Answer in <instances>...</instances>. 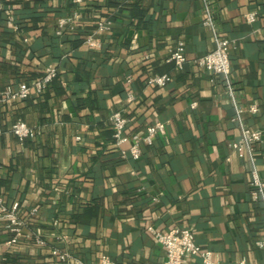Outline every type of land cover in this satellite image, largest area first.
Returning a JSON list of instances; mask_svg holds the SVG:
<instances>
[{"label": "crops", "instance_id": "0c3cea01", "mask_svg": "<svg viewBox=\"0 0 264 264\" xmlns=\"http://www.w3.org/2000/svg\"><path fill=\"white\" fill-rule=\"evenodd\" d=\"M5 1L24 29L0 15V89L32 83L50 66L58 75L42 92L0 105V197L20 201L26 221L13 245L0 227V264H62L52 246L88 264L105 254L117 264H164L150 227L192 228L221 264H264V196L251 184L254 167L264 180V138L243 155L232 146L243 124L264 131V0H212L217 30L231 40L229 81L195 63L215 47L202 0ZM76 10L80 18L60 27ZM100 21L101 43L89 46ZM179 43L182 69L170 60ZM154 74L173 79L148 85ZM117 110L130 135L166 124L140 143L139 159L111 144ZM18 119L39 135L21 143L10 131Z\"/></svg>", "mask_w": 264, "mask_h": 264}, {"label": "built area", "instance_id": "2783aa9c", "mask_svg": "<svg viewBox=\"0 0 264 264\" xmlns=\"http://www.w3.org/2000/svg\"><path fill=\"white\" fill-rule=\"evenodd\" d=\"M73 1L74 3L80 5L85 0ZM202 1L204 2L203 22L213 33L215 47L208 53L198 57L195 60V63L200 67L214 72L215 74L224 75L227 81H229L231 74V40L222 36L217 30L212 12V0ZM2 8L3 1L0 0V10ZM7 14L9 22L14 23L15 28L19 29V26L14 22L13 9H8ZM80 16V12L76 10L72 15L60 18L59 25L60 27H64L66 25L73 24L80 18ZM246 18L249 21H255L257 13H248ZM106 29L107 21H100L95 33L90 35L85 40V43L92 47L99 46L101 42L97 39L96 35ZM26 40H28V38H26ZM170 60L175 63L177 68H184L188 58L186 55L185 45L183 43H179L175 49L172 50ZM57 75L58 69L54 66H50L44 77L36 79L32 83L21 82L17 85L10 84L5 88L0 89V105L11 101L24 100L28 98L33 91L42 92L46 85L53 81ZM172 79V76L169 74H154L147 78V84L166 86L172 81ZM129 99H133L132 95ZM195 105L196 103H194V106ZM249 109L253 113H258L259 105L252 104ZM109 120L113 127V140L111 144L120 150L123 155L130 153L135 159H139L142 156V150L140 147V143L142 141L152 143L160 133H164L166 130V124L162 121H158L147 126L143 135H130L127 131L129 119L121 110L115 111L110 116ZM10 131L19 139L21 143L25 142L27 139L35 138L40 133L38 129L29 125L22 119L15 121L12 124ZM3 133V129L0 128V135ZM263 138V130L253 129L243 124L241 139L239 141L232 142V146L240 153V155H243L245 148L249 151H253L254 145L257 142L262 141ZM251 184L254 188V194L256 196H264V180L257 167H254L252 171ZM20 206V201H14L13 203L8 204L0 197V227L3 226L5 230L10 233V238L7 241L9 245L18 243L24 235L26 221L21 215ZM150 230L154 233L157 241L160 242L165 249L166 259L164 264H184V259L188 256H198L202 259L204 264H221L220 260L216 257L212 250L204 248L197 242L196 234L190 227H175L166 232L156 230L153 227H150ZM37 241L39 244H46V240L41 237H38ZM257 243L260 247H264V238L258 240ZM52 255L62 264H88L74 253L63 249L61 246H52ZM94 264L117 263L110 257V255L105 254ZM239 264H245V260H242Z\"/></svg>", "mask_w": 264, "mask_h": 264}, {"label": "trees", "instance_id": "16d2710c", "mask_svg": "<svg viewBox=\"0 0 264 264\" xmlns=\"http://www.w3.org/2000/svg\"><path fill=\"white\" fill-rule=\"evenodd\" d=\"M2 1H3V8L0 10V15L5 14V11H7L10 8L13 9L12 4H9V2H6L5 0H2ZM72 3H73V0H72ZM73 4L75 5V3H73ZM14 10L15 9H13V12H15V14H16V10L15 11ZM3 16H5V17H3L4 19H6V18L8 19V15L5 14ZM15 22L19 26L20 30L24 29L23 25L21 24V22L19 20H16ZM112 140H113V132H112L111 142H112Z\"/></svg>", "mask_w": 264, "mask_h": 264}]
</instances>
